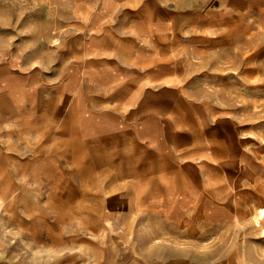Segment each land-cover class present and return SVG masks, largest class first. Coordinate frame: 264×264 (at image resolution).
<instances>
[{
	"label": "rangeland",
	"instance_id": "rangeland-1",
	"mask_svg": "<svg viewBox=\"0 0 264 264\" xmlns=\"http://www.w3.org/2000/svg\"><path fill=\"white\" fill-rule=\"evenodd\" d=\"M178 1L173 4L177 11ZM201 5L200 0L183 5L192 17L186 23L189 30L177 34L176 41L191 46L176 54L189 96L222 107L236 123L239 160L210 170L212 175L222 170V177L197 179L198 185L213 188L241 185L231 195L233 209L220 211L202 200L193 207L191 219L187 214L169 225L152 215L108 217L106 182L114 178L106 177L115 164L104 160L100 147L88 156L68 146L67 159L53 164L54 169L68 171L65 176L48 179L45 188L17 179L12 200L29 204L27 212L47 223L29 227L31 244L25 248L17 241L24 236L13 233L19 263L264 264L263 227L254 226V216L264 208V13L242 3L235 7L229 0ZM100 8L101 0H0V73L10 66L14 73L35 77V98L70 73H81L83 30L91 13ZM0 105L1 110L7 107ZM55 147L47 151L54 153ZM43 163L16 161V169H35ZM56 217L60 223L52 224Z\"/></svg>",
	"mask_w": 264,
	"mask_h": 264
},
{
	"label": "crops",
	"instance_id": "crops-1",
	"mask_svg": "<svg viewBox=\"0 0 264 264\" xmlns=\"http://www.w3.org/2000/svg\"><path fill=\"white\" fill-rule=\"evenodd\" d=\"M200 1L203 5L208 0ZM178 2L177 11L176 0H101L83 30L82 72L40 90L38 98L35 77L14 73L10 66L0 73V104L7 106L1 110L0 105V264H21L15 231L24 236L17 241L25 248L31 244L29 227L47 224L27 212L29 204L12 200L17 179L45 188L48 179L65 176L68 171L53 164L67 159L68 146L88 156L100 147L104 160L115 164L105 176L114 178L106 182L108 217L152 215L169 225L187 214L191 219L202 200L217 210L233 209L231 195L241 185L197 183L198 178L222 177V170L216 175L210 170L229 167L241 147L227 112L193 99L184 89L186 77L176 50L191 45L176 41V35L187 33L192 11L183 6L186 0ZM229 2L264 13V0ZM51 145L56 146L54 153L47 151ZM37 159L44 163L35 169H16V161ZM176 178L183 184L175 183Z\"/></svg>",
	"mask_w": 264,
	"mask_h": 264
},
{
	"label": "bare ground",
	"instance_id": "bare-ground-1",
	"mask_svg": "<svg viewBox=\"0 0 264 264\" xmlns=\"http://www.w3.org/2000/svg\"><path fill=\"white\" fill-rule=\"evenodd\" d=\"M264 208H261L258 213L254 216V226L257 228H262V233L264 236Z\"/></svg>",
	"mask_w": 264,
	"mask_h": 264
}]
</instances>
